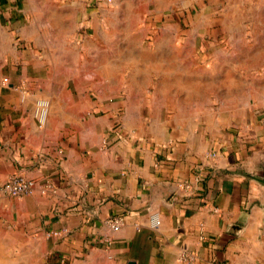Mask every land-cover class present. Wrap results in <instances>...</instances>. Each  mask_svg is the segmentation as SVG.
<instances>
[{"label":"crops","instance_id":"crops-1","mask_svg":"<svg viewBox=\"0 0 264 264\" xmlns=\"http://www.w3.org/2000/svg\"><path fill=\"white\" fill-rule=\"evenodd\" d=\"M60 1L0 0V186H53L0 197V264H264V109L177 85L176 30Z\"/></svg>","mask_w":264,"mask_h":264},{"label":"rangeland","instance_id":"rangeland-1","mask_svg":"<svg viewBox=\"0 0 264 264\" xmlns=\"http://www.w3.org/2000/svg\"><path fill=\"white\" fill-rule=\"evenodd\" d=\"M61 0L59 3H62ZM77 5L74 17L101 6L118 9L119 20L147 28L145 46L153 45L167 27L176 30L181 65L161 66L183 90L199 89L196 76H212L216 105H248L264 109V0H65ZM78 30V29H77ZM82 33V31H79ZM88 60L91 56L87 55ZM120 66V65H119ZM108 65L112 72L143 69L142 65ZM93 73V67L87 65ZM124 72V73H125ZM126 74V73H125ZM205 85L207 83L204 82ZM199 86V88H198ZM203 87V86H202ZM228 109V108H227ZM224 115H231L224 109ZM165 115V114H164ZM239 117V113H234Z\"/></svg>","mask_w":264,"mask_h":264},{"label":"built area","instance_id":"built-area-1","mask_svg":"<svg viewBox=\"0 0 264 264\" xmlns=\"http://www.w3.org/2000/svg\"><path fill=\"white\" fill-rule=\"evenodd\" d=\"M112 2V0H108ZM7 82V79L4 80ZM41 111L39 113L40 121L42 124L46 122L47 119V106L41 105ZM104 146H107V141L103 142ZM188 187L187 185L185 186ZM53 190V186L50 182L39 183L34 179L27 178L24 175H13L5 183L0 186V197L2 196H11L16 198L26 197L33 195L36 191H40L45 194ZM154 223H157V220L154 218ZM124 219L122 217H111L107 224L111 230L115 233L120 231ZM63 235V232L60 231H48L46 233L47 237H60ZM180 261L183 264H196L198 261L197 256L194 254H183L180 257Z\"/></svg>","mask_w":264,"mask_h":264},{"label":"water","instance_id":"water-1","mask_svg":"<svg viewBox=\"0 0 264 264\" xmlns=\"http://www.w3.org/2000/svg\"><path fill=\"white\" fill-rule=\"evenodd\" d=\"M264 181V180H263Z\"/></svg>","mask_w":264,"mask_h":264}]
</instances>
